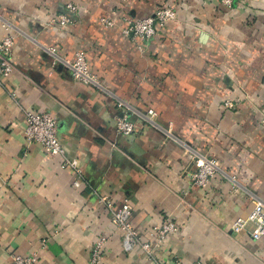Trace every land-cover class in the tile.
<instances>
[{
    "label": "crops",
    "instance_id": "obj_1",
    "mask_svg": "<svg viewBox=\"0 0 264 264\" xmlns=\"http://www.w3.org/2000/svg\"><path fill=\"white\" fill-rule=\"evenodd\" d=\"M169 3L177 18L150 40L101 21L113 9L143 18ZM62 13L69 23L50 22ZM9 34L16 69L0 77V264L34 251L39 264H91L102 235V264H264V238L232 230L253 200L264 202V0H0V39ZM79 49L106 90L74 79L60 59ZM150 108L156 124L140 116ZM27 110L57 117L81 186L63 157L27 140ZM125 111L131 135L117 130ZM196 156L219 164L207 187L191 179ZM104 199L116 208L128 199L145 240L166 219L180 230L152 256L127 250Z\"/></svg>",
    "mask_w": 264,
    "mask_h": 264
},
{
    "label": "built area",
    "instance_id": "obj_2",
    "mask_svg": "<svg viewBox=\"0 0 264 264\" xmlns=\"http://www.w3.org/2000/svg\"><path fill=\"white\" fill-rule=\"evenodd\" d=\"M236 0H221L224 6L231 7ZM68 11H77L74 3H68ZM177 18V9L173 4L164 5L151 15L143 18H131L119 13L113 9L106 16L101 18L106 27L114 28L120 25L121 33L124 37L133 41H146L152 39L170 21ZM71 19L68 14L62 13L51 17L50 22L54 25H66ZM14 35L9 34L0 39V77H9L16 69L13 60ZM140 48L142 46L140 45ZM47 50L54 55L57 53L56 47H48ZM60 57V56H59ZM70 69L74 79L80 80L85 84L91 85L98 90H106L99 76L92 70L87 60L86 51L79 49L75 53L73 60L60 58ZM118 105L123 108L124 103L119 101ZM228 107H234L232 100L226 101ZM158 113L150 108L140 116L147 122L156 124L155 118ZM59 122L57 117L51 112L46 111H26V138L31 143H39L44 151L52 156H61L64 159L63 165L71 166L77 175L74 186L82 185L83 170L78 159H71L66 156V149L58 136ZM117 130L125 135H131L136 132L137 126L131 120V116L125 113L118 118ZM198 156V155H197ZM195 157L197 168L192 172L191 179L194 184L200 187H207L210 182L218 175L220 171L219 164L214 158ZM254 208L246 217H239L232 223V230L236 233L247 232L254 240L264 238V202L253 200ZM107 207L111 213L113 225L123 234V243L127 250H133L136 246H141L149 256H152L153 249L162 245L170 233L178 232L180 225L172 220L166 219L163 223L154 226L147 233L149 239H143L141 231L132 223L133 207L128 199L123 201L119 208H116L111 201L107 199ZM107 236H100L94 243L90 262L91 264H102L104 259V249L107 243ZM40 255L38 251L30 254L15 253L12 255L10 264H39ZM173 264H184L180 259ZM202 264V263H196Z\"/></svg>",
    "mask_w": 264,
    "mask_h": 264
}]
</instances>
